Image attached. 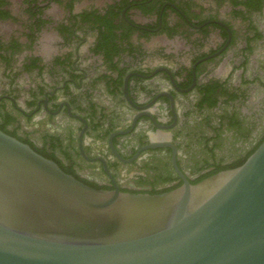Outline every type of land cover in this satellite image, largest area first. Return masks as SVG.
I'll list each match as a JSON object with an SVG mask.
<instances>
[{
    "label": "flooded vegetation",
    "instance_id": "obj_1",
    "mask_svg": "<svg viewBox=\"0 0 264 264\" xmlns=\"http://www.w3.org/2000/svg\"><path fill=\"white\" fill-rule=\"evenodd\" d=\"M0 129L102 189L238 166L264 139V0H0Z\"/></svg>",
    "mask_w": 264,
    "mask_h": 264
},
{
    "label": "water",
    "instance_id": "obj_2",
    "mask_svg": "<svg viewBox=\"0 0 264 264\" xmlns=\"http://www.w3.org/2000/svg\"><path fill=\"white\" fill-rule=\"evenodd\" d=\"M160 193L89 186L0 129V264H264V139Z\"/></svg>",
    "mask_w": 264,
    "mask_h": 264
},
{
    "label": "trees",
    "instance_id": "obj_3",
    "mask_svg": "<svg viewBox=\"0 0 264 264\" xmlns=\"http://www.w3.org/2000/svg\"><path fill=\"white\" fill-rule=\"evenodd\" d=\"M216 172H217V171H214V172L208 173V174L202 176L201 178H199V179H197V180H195L194 182H191V183L198 182V181H200L201 179H203V178H205V177H207V176H209V175H211V174H213V173H216ZM178 185H180V184H178ZM178 185H177V186H178ZM177 186L170 187V188L164 189V190H162V191H154V192H150V193H160V192L167 191V190H170V189H172V188H175V187H177ZM95 188H96V187H95Z\"/></svg>",
    "mask_w": 264,
    "mask_h": 264
}]
</instances>
